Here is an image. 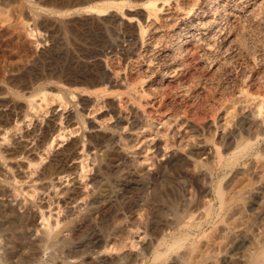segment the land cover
Segmentation results:
<instances>
[{
	"label": "rangeland",
	"instance_id": "rangeland-1",
	"mask_svg": "<svg viewBox=\"0 0 264 264\" xmlns=\"http://www.w3.org/2000/svg\"><path fill=\"white\" fill-rule=\"evenodd\" d=\"M0 11V264L24 253L97 264L107 243L132 256L114 250L115 264H264V0H0ZM58 162L70 175L47 177ZM50 224L53 245L40 232ZM179 227L182 248L155 261Z\"/></svg>",
	"mask_w": 264,
	"mask_h": 264
},
{
	"label": "bare ground",
	"instance_id": "bare-ground-1",
	"mask_svg": "<svg viewBox=\"0 0 264 264\" xmlns=\"http://www.w3.org/2000/svg\"><path fill=\"white\" fill-rule=\"evenodd\" d=\"M117 2H120V1H117ZM121 2H122V1H121ZM146 4H147V6L150 7V8H152L153 6L156 7V3H155V2H152V1L149 2V3L147 2ZM97 8H98V9H97ZM97 8L95 9V7H91V11L95 12L96 10H97V11L101 10V9H99V7H97ZM152 9H153V8H152ZM1 11H2V10H1ZM1 11H0V12H1ZM2 12H3V11H2ZM0 14H1V13H0ZM1 15H3V14H1ZM5 16H6V15H5ZM8 17H9V16H8ZM1 18H3V16H2ZM4 18H5V17H4ZM5 19H6V18H5ZM7 19H10V18H7ZM2 23H3V22H2ZM105 77H106V79H105L104 84H106V87H104V89H105V90H109V84H112V83H113V80L108 76V72H105ZM90 84H91V83H90ZM92 85H94V82L91 84V86H92ZM100 89H102V88H100ZM74 112H75V111H74ZM73 114H75V115L79 118V120H80V117H81V119L83 118V115H82L81 112L78 111V110H77L76 113H73ZM71 115H72V114H71ZM69 116H70V115H69ZM76 116H75V117H76ZM72 117H74V116H72ZM77 117H76V118H77ZM69 118H70V117H69ZM78 118H77V119H78ZM135 120H136V119H135ZM69 121H71V120H69ZM137 122H138V120H137ZM134 123H135V122H134ZM136 124H137V123H136ZM47 130H48V129H47ZM46 132H47V131H46ZM45 134H46V133H45ZM71 136H72V135H71ZM63 137H65V136H63ZM43 138H45V136H44ZM46 138H47V137H46ZM65 138H66V137H65ZM1 140L3 141L2 144H6V142L9 141V140L11 141V139L8 140L7 137H3V138H1ZM44 140H45V139H44ZM65 140H67V139H65ZM69 140H70V138L68 139V141H69ZM83 140H84V137H82V136H81L79 139H75V142H74V141L72 142V141L70 140L71 143L68 142V143H69V144H68V147L66 148V150H64L65 153L63 154V156L61 155V156H62V157H61V158H62L61 160L65 161L64 159H66V161H67V160H68V157H70V156H72V155H75V156H76L75 153L73 154L74 151H72V155H71V153H70V155H69V156L67 155V156H68V157H67L66 154H69V153H66V152H69L68 150H70L71 148H73L74 145H75V148H76V145H77V144L79 145L78 142L81 141V143H82ZM45 141H46V140H45ZM45 141L42 143V145L45 146V147H47V148H46V149H47V152H45V153L43 152V154H41V156H42V155H43V156H44V155H47V157H50V154L52 153V150H54L53 148L55 147V146H54L55 142L53 141V143H51L50 145H47V146H46V145L44 144ZM241 141H242V140H241ZM243 141H244V140H243ZM41 142H42V140H41ZM14 143H15V142H14ZM12 144H13V142H12ZM84 144H85V142H84ZM252 144H253V143H250V141H249V142H246V143H242L243 146L241 145V147H243V150H244V149H249V148H252V146L254 145V144H253V145H252ZM9 145H10V144H9ZM11 146H12V145H11ZM17 146H18V144H17ZM19 146H20V145H19ZM7 147H8V146H7ZM14 147H15V146H14ZM39 147H40V146H39ZM48 147H49V148H48ZM83 147H85V146H83ZM1 148H2V147H1ZM1 148H0V159H1V161H3V163H4L6 166H8V164H7L8 161H7V160H8L9 157H8V158L6 157V154H4L5 151L3 152V151L1 150ZM3 148H4V147H3ZM5 148H6V147H5ZM16 148H17V147H16ZM26 148H27V146H26ZM40 148H43V147L41 146ZM75 148H74V149H75ZM8 149H9V148H8ZM21 149H22V148H21ZM43 149H44V148H43ZM43 149H42V150H43ZM3 150H6V149H3ZM18 150H19V149H18ZM23 150H24V149H23ZM23 150H22V151H23ZM25 150H26V149H25ZM239 150H240V149H239ZM7 151H8V150H7ZM44 151H46V150L44 149ZM70 151H71V150H70ZM241 151H242V150H241ZM244 151H245V150H244ZM244 151H243V153H244ZM249 151H250V150H249ZM17 152H18V151H17ZM20 152H21V151H20ZM20 152H19V153H20ZM24 152H25V151H24ZM55 152H56V151H55ZM61 152H62V151H61ZM246 152H247V151H246ZM12 153H13V152H12ZM14 153H15V151H14ZM40 153H42V152H40ZM62 153H63V152H62ZM238 153H240V151H239V152L236 151L235 153H232V155L230 156V158H229L228 160L225 159V158H224V159H225V160H224L223 158L220 157V162L222 163L221 167L223 166V163H224V164L227 163V164H226V166H227L228 164L231 165V164H234L235 162H237V159L239 160L238 156H240V154H243V153L241 152V153L238 155ZM52 154H53V153H52ZM56 154H57V153H56ZM192 154H193V153H192ZM16 155H17V153H16ZM18 155H19V154H18ZM18 155H17V157H18ZM20 155H21V154H20ZM20 155H19V156H20ZM25 155L27 156V154H25ZM39 155H40V154H39ZM53 155H54V154H53ZM53 155H52V156H53ZM58 155H60V151H59ZM10 156H11V155H10ZM13 156H14V155H13ZM26 156H24V157L27 158V161L30 162V160H32V159L29 160L30 157L28 158V157H26ZM29 156H30V155H29ZM56 156H57V155H56ZM218 156H219V155H218ZM15 157H16V156H15ZM24 157H23V158H24ZM44 157H46V156H44ZM47 157H46V158H47ZM66 157H67V158H66ZM25 158H24V159H25ZM41 158H43V157H41ZM46 158H45V159H46ZM59 158H60V157H59ZM59 158H57V159H59ZM71 158H72V157H71ZM74 158H75V157H74ZM10 159H11V158H10ZM14 159H15V158H14ZM45 159H44V160H45ZM53 159H54V158H53ZM57 159H56V160H57ZM100 159H101V158H100ZM100 159H99V163H100ZM102 159H103V158H102ZM102 159H101V162H102ZM42 160H43V159H42ZM61 160H60V161H61ZM51 161H52V160H51ZM66 161H65V162H66ZM32 162H33V161H32ZM32 162H31V163H32ZM55 162H57V161H54V163H55ZM33 163H34V162H33ZM33 163H32V164H33ZM102 163H103V162H102ZM178 163H179V162H178ZM180 163H181V162H180ZM1 164H2V162H1ZM1 164H0V165H1ZM32 164H30V165H32ZM39 164H40V163H39ZM41 164H44V163H41ZM61 164H62V162H61ZM61 164H59V162H58V165L56 164V165H57V166H56L55 164L50 163V165L47 166V168H46L45 170L43 169L45 172H44V171H41V172H44V174L47 175V177H48V176H50V177L52 176L51 178H53V179H54V176H53V175H55V174H58V175H61V174H62L61 177H63V175H64V174H68L69 171L67 170V173H66V170H65V168H64L65 164L62 165V166H60ZM30 165H29V166H30ZM34 165H37L38 168H39V166H40V165H38V164H34ZM34 165H32V167H33ZM97 165H98V164H97ZM230 165H229V166H230ZM1 166H2V165H1ZM41 166H42V165H41ZM41 166H40V167H41ZM59 166H60V167H59ZM183 166H184V165H183ZM205 166H206V165H205ZM3 167H4V166H3ZM34 167H35V166H34ZM44 167H45V166H44ZM96 167L99 169V168H100V165H98V166H96ZM101 167H102V165H101ZM181 167H182V166H181ZM206 167H207V166H206ZM97 168H96V169H97ZM218 168H219V167H218ZM222 168H223V167H222ZM11 169H12V168H11ZM11 169H10V171H11ZM40 169H41V168H40ZM63 169H64V170H63ZM68 169H69V168H68ZM100 169H101V168H100ZM100 169L98 170L99 172H100ZM208 169H209V168H208ZM34 170H35V169H34ZM36 170H37V169H36ZM177 170H179V169H177ZM37 171H39V170H37ZM70 171H71V170H70ZM4 173H5V172H4ZM32 173H33V172H32ZM35 173H37V172H35ZM35 173H34V174H35ZM63 173H64V174H63ZM69 173H71V172H69ZM74 173H75V172H74ZM203 173H204V172H203ZM34 174H33V175H34ZM44 174H43V175H44ZM72 174H73V173H72ZM75 174H76V173H75ZM38 175H39V174H38ZM40 175H41V174H40ZM45 175H44V176H45ZM58 175H57V176H58ZM68 175H70V174H68ZM78 175H79V174H78ZM173 175H174V174H173ZM204 175H205V174H204ZM55 176H56V175H55ZM85 176H86V175H85ZM165 176H166V175H165ZM176 176H177V175H176ZM202 176H203V175H202ZM3 177H5V176H3ZM6 177H7V176H6ZM6 177H5V178H6ZM59 177H60V176H58V179L61 178V177H60V178H59ZM67 177H68V176H67ZM78 177H79V176H78ZM78 177H77V178H78ZM83 177H84V176H83ZM95 177H96V176H95ZM1 178H2V177H1ZM40 178L42 179L43 177L41 176V177H39V179H40ZM81 178H82V177H81ZM167 178H168V177H167ZM202 178H203V177H202ZM202 178H201V179H202ZM205 178H206V177H205ZM2 179H3V178H2ZM44 179H46V178L44 177ZM44 179H42V180H44ZM49 179H50V178H49ZM56 179H57V178H56ZM62 179H63V178H62ZM9 180H10V179H9ZM12 180H13V178H12ZM15 180H16V179H15ZM46 180H47V179H46ZM51 180H52V179H51ZM95 180H96V179H95ZM174 180H175V179H174ZM204 180H205V179H204ZM4 181H5V180H4ZM52 181H53V180H52ZM52 181H51V182H52ZM54 181H55V180H54ZM60 181H61V180H60ZM172 181H173V180H172ZM15 182H16V181H15ZM17 182H18V181H17ZM43 182H45V181H43ZM47 182H48V181H47ZM6 183H7V182H6ZM10 183H12V182L10 181ZM10 183H8L7 185H9ZM35 183H36V181H35ZM49 183H50V182H49ZM173 183H174V182H173ZM12 184H13V183H12ZM46 184H47V183H46ZM219 184H220V185H219L218 187H215V188L217 189V197H218V199L220 200L221 203H223L224 200H225V199H224V193H225V191H224V187L221 185L222 183H219ZM36 185H37V184H36ZM52 185H54V183H53ZM163 186H164V185H163ZM163 186H162V187H163ZM10 187H11V186H10ZM13 187H14V186H13ZM166 187H167V186H166ZM171 187H172V186H171ZM35 188H36V187H35ZM172 188H174V187H172ZM177 188H178V187H177ZM11 189H12V188H11ZM36 189H37V188H36ZM36 189H35V190H36ZM179 189H180V187H179ZM0 190H1V189H0ZM16 190H17V189H16ZM16 190H15V191H16ZM11 191H12V190H11ZM169 191H170V190H169ZM17 192H19V191H17ZM35 192H38V190L35 191ZM0 193H1V192H0ZM167 193H169V192H167ZM7 194H8V193H7ZM169 194H170V193H169ZM1 195H2V194H1ZM17 195L19 196V194H17ZM21 195H22V194H21ZM161 195H162V194H160V196H161ZM174 195H175V194H174ZM168 196H169V195H168ZM170 196H171V194H170ZM177 196H178V195H177ZM182 196H183V195H182ZM179 197H180V195H179ZM164 198H166V197H164ZM15 199H17V198H15ZM26 199H27V198H26ZM32 199H33V198H32ZM32 199H31V200H32ZM223 199H224V200H223ZM20 200H21V198H20ZM20 200H19V201H20ZM161 200H162V199H161ZM11 201H12V200H11ZM28 201H29V200H28ZM159 201H160V200H159ZM168 201H169V200H168ZM178 201H179V200H178ZM13 202H14V201H13ZM20 202H21V201H20ZM24 202H25V201H24ZM24 202H23V203H24ZM96 202H97V201H96ZM160 202H161V201H160ZM173 202H174V201H173ZM176 202H177V201H176ZM26 203H27V201H26ZM36 204H37V203H36ZM36 204H35V205H36ZM93 204H94V203H93ZM93 204H92V205H93ZM176 204H177V203H176ZM208 204H209V203H208ZM208 204H207V207H206V210H205V211H206L205 216L207 215L208 218H211V217L213 216V214H214L215 211H214L213 205L210 204V205L208 206ZM215 204H216V203H215ZM24 205H25V204H24ZM92 205H91V207H92ZM26 206H27V205H26ZM86 206H88V205H86ZM2 207H3V205H2ZM2 207H1V208H2ZM10 207H12V206H10ZM17 207H18V206H17ZM20 207H21V206H20ZM89 207H90V204H89L88 208H89ZM170 207H171V206H170ZM176 207H177V206H176ZM86 208H87V207H86ZM92 208H95V207H92ZM4 209H5V208H4ZM23 209H24V208H23ZM40 209H41V208H40ZM11 210H12V209H11ZM11 210H8V212H9V216H10L12 213H14V212H12V213L10 214V211H11ZM13 210L15 211V209H13ZM84 210H85V209H84ZM94 210H95V209H94ZM94 210L92 209V211H94ZM174 210H175V209H174ZM87 211H89V209H87L86 212H87ZM177 211H178V210H177ZM186 211H187V210H186ZM186 211H185V212H186ZM27 212H28V211H27ZM27 212H26V213H27ZM189 212H190V211H189ZM189 212H188L189 217H192V216H193L192 213H189ZM0 213H1V212H0ZM6 213H7V211L5 212V214H6ZM28 213H29V212H28ZM1 214H2V213H1ZM14 214H16V211H15ZM14 214H12V215H14ZM23 214H24V215H28V214H25V213H23ZM190 214H191V215H190ZM29 215H30V213H29ZM177 215H178V214H177ZM179 215H182V214H179ZM16 216H17V215H16ZM19 216H20V214H19ZM21 216L23 217L22 214H21ZM187 216H188V215H187ZM22 217L20 218V220L22 219ZM30 217H31V216H30ZM175 217H177V216H175ZM178 217H179V216H178ZM178 217H177V222H179V220H181V218H178ZM182 217H183V216H182ZM184 217H185V215H184ZM194 217H195V216H193L192 218H190V221H188V222H189L188 227H189V226L192 227V228L189 227L190 229H193L194 227H196V229H197V227H202L203 223L198 222V221H195ZM207 217H206V218H207ZM1 218H2V216H1ZM17 218H18V216H17ZM17 218H16V219H17ZM26 218L28 219V217H26ZM66 218H67V217H66ZM195 218H196V217H195ZM12 219H13V218H12ZM23 219H24V218H23ZM188 220H189V219H188ZM203 220H205V219H203ZM203 220H202V221H203ZM206 220H207V219H206ZM208 220L210 221V219H208ZM22 221H25V219H24V220H21V224H22ZM58 221H59V220H58ZM58 221H57V223H58ZM67 221H68V220H67ZM211 221H212V220H211ZM26 222H27V221H26ZM70 222H71V221H70ZM23 223H24V222H23ZM64 223H65V222H64ZM27 224H28V223H27ZM58 224H59V223H58ZM183 224H185V223L183 222ZM183 224H182V225H183ZM66 225H67V224H66ZM185 225H187V224H185ZM51 226H52L51 224L49 225V227L47 226L48 228L44 226L45 228H44V229L42 228V230L40 231L41 234H43V237H42V238H43V241H44V242H47V243H48V242H52V241H54L57 237H60V236H58L59 233H54V231H53V226H52V227H51ZM179 226H180V225H179ZM30 227H31V226H30ZM64 227H65V226H64ZM183 227H186V228H187V226H184V225H183ZM24 228H26V227H24ZM179 228H180V227H179ZM202 228H203V227H202ZM66 229H67V228H66ZM199 229H200V228H199ZM24 230H25V229H24ZM179 230L181 231V228H180ZM187 230H188V228H187ZM187 230H186V231H187ZM11 231H12V230H11ZM33 231H34V230H33ZM33 231H32V232H33ZM37 231H38V230H37ZM174 231H175V229H174ZM186 231H185V232H184V231H181V232H180L181 235L179 234L180 237H179V236L176 237V234H177V233L174 232L176 238H174L173 236H171L172 238H174V240L171 242V240L169 239L170 242H166V241H165V243L163 244V245L166 244V245H165V246H167L166 249H165L164 246H162V247H164V250H162V251H161V249L159 250V248H156L155 251H154V260L156 261V260H158V259H162V258H165V257H169V256H171L170 254L175 253L176 251L180 250V249L182 248L181 246L184 244L183 242H185V241L187 240V238H188L187 236H186V237H187L186 240H185V238H184V236H185L187 233H189V232L186 233ZM17 232H18V231H17ZM24 232L26 233V231H23V233H24ZM27 232H28V231H27ZM30 232H31V231H30ZM171 232H172V231H171ZM169 233H170V232H169ZM184 233H186V234H184ZM16 234H17V233H16ZM19 234H20V233H19ZM153 234H154V233H153ZM13 235H14V233H13ZM27 235H28V234H27ZM155 235H156V234H155ZM173 235H174V234H173ZM177 235H178V234H177ZM10 236H11V235H10ZM14 236H16V235H14ZM16 237H17V236H16ZM18 237H20V236H18ZM25 237H26V235H25ZM25 237H24V238H25ZM29 237H30V236H29ZM119 237H120V236H119ZM189 237H190V236H189ZM21 238H23V237H21ZM68 238H69V236H68ZM70 238H71V237H70ZM105 238H106V237H105ZM121 238H122V237H121ZM57 239H58V238H57ZM57 239H56V240H57ZM62 239H63V238H62ZM166 239H167V238H166ZM166 239H165V240H166ZM9 240H10V239H9ZM19 240H20V239H19ZM19 240H18L17 242H19ZM58 240H59V239H58ZM65 240H66V241L64 242V243H65V244H64L65 246L63 245L64 248L67 246V244L70 243V241H71V242L73 241V239L68 240L67 238H66ZM107 240H108V239H107ZM11 241L13 242L11 248H13L14 250L17 249V246H18V247L20 246L19 243H18V244H19V245H18L17 242H15L16 240H15V241L11 240ZM23 241H24V240H23ZM23 241H22V243H23ZM63 241H64V240H63ZM108 241H109V240H108ZM108 241H107V242H108ZM58 242H59V241H57V244H58ZM104 242H105V241H104ZM162 242H163V241H162ZM26 243H27V242H26ZM72 243H74V242H72ZM102 243H103V242H102ZM102 243H101V244H102ZM54 244H55V243H54ZM62 244H63V242H62ZM98 244H99V243H98ZM112 244H113V243H110V244L107 243L105 246H103L104 249H105V251H104L103 247L101 246L104 252H102V249H101V252H102V253H101V254L99 253L100 255L98 254L97 257H102V258H105V259H103V260L101 261L102 263H99V262H98L99 259H98V261H97V260H94L95 262L97 261V264H98V263H99V264H115V262L117 261V259L111 257L112 254H111L110 257L113 258V259L109 258V257H108V256H109V253H110V252L113 253L112 251L117 250V252H119V251H123V252H120L121 254H123V253H125L124 251H128V250H129V249H128V250H124L123 246H124L125 244H123V246H122V244H120V243H119V244H118V243H115L113 246H112ZM160 244H161V243H160ZM52 245H53V242H52ZM94 245H95V244H94ZM21 246H23V245H21ZM42 246H43V245H42ZM54 246H55V245H54ZM60 246H61V245H60ZM71 246H73V245H71ZM95 246L97 247L98 245H95ZM119 246H120V247H119ZM160 246H161V245H160ZM52 247H53V246H52ZM67 247H68V246H67ZM98 247H99V246H98ZM121 247H122V248H121ZM124 247H126V246H124ZM92 248H93V247H92ZM126 248H127V247H126ZM126 248H125V249H126ZM148 248H149V247H148ZM151 248H152V247H151ZM9 249H10V248H9ZM22 249H23V248H22ZM55 249H56V248H55ZM61 249H62V246H61ZM14 250H13V251H14ZM89 250H90V249H89ZM91 250L94 251L93 249H91ZM96 250H100V249L97 248ZM96 250H95V251H96ZM147 250H148V249H147ZM18 251H19V249H18ZM63 251H65V250H63ZM75 251H76V250H75ZM98 252H99V251H97V253H98ZM132 252H133V251H132ZM145 252H146V251H145ZM149 252H150V251H149ZM178 252H179V251H178ZM14 253H15V256H17L18 252H15V251H14ZM59 253H60V252H59ZM73 253H74V252H73ZM90 253H91V252H90ZM120 253H119V254H120ZM75 254H79V253L77 252V253H75ZM75 254H74V256H75ZM116 254L118 255V253H116ZM132 254H133V253H132ZM32 255H33V254H32ZM58 255H59V254H58ZM66 255H67V254H66ZM71 255H72V257H73L72 252L70 253V255H67V257H69V256H71ZM95 255H97V254H95ZM18 256H19V255H18ZM27 256H28V255H27ZM29 256H30V255H29ZM34 256H35V255H33V257H34ZM54 256H55V255H54ZM113 256H114V255H113ZM118 256H120V255H118ZM122 256H123V255H122ZM122 256H120V260H121V258H122L123 260H124V259H125V260H130V258L132 257L131 254L128 253V252H126L125 255H124L123 257H122ZM130 256H131V257H130ZM35 257H36V256H35ZM52 257H53V256H52ZM28 258H29V257H28ZM38 258H39V257H38ZM63 258H64V257H63ZM73 258H74V257H73ZM75 258H77V257L75 256ZM75 258H74V259H75ZM26 259H27V258H26L25 253H24V256H23V257H22V256L20 257V262H21L20 264H25V263H26ZM55 259H56V258H55ZM55 259H53V260H55ZM78 259H79V258H78ZM95 259H97V258L95 257ZM27 260H28V259H27ZM32 260H34V259H32ZM56 260H57V259H56ZM69 260H70V259H69ZM131 260H133V258H132ZM18 261H19V260H18ZM66 261H67V260H66ZM82 261H83V260H82ZM69 262H70V261H69ZM126 262H128V261H126ZM66 263H67V262H66ZM120 263H121V261H120ZM129 263H130V262H129ZM131 263H132V262H131ZM131 263H130V264H131ZM92 264H93V263H92ZM94 264H95V263H94Z\"/></svg>",
	"mask_w": 264,
	"mask_h": 264
}]
</instances>
